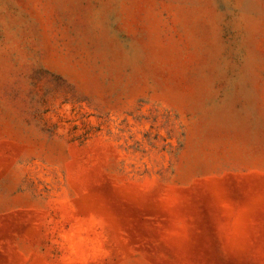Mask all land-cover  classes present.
Returning a JSON list of instances; mask_svg holds the SVG:
<instances>
[{
  "label": "rangeland",
  "instance_id": "374dc122",
  "mask_svg": "<svg viewBox=\"0 0 264 264\" xmlns=\"http://www.w3.org/2000/svg\"><path fill=\"white\" fill-rule=\"evenodd\" d=\"M0 264H264V0H0Z\"/></svg>",
  "mask_w": 264,
  "mask_h": 264
}]
</instances>
